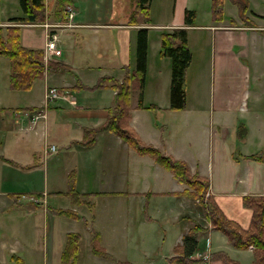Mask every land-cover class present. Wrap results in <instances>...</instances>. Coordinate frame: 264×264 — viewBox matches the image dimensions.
I'll return each instance as SVG.
<instances>
[{"label": "crops", "instance_id": "0c3cea01", "mask_svg": "<svg viewBox=\"0 0 264 264\" xmlns=\"http://www.w3.org/2000/svg\"><path fill=\"white\" fill-rule=\"evenodd\" d=\"M192 1L183 0L185 10L197 9ZM210 1L212 10L207 9V13L212 14V22L201 25L195 22L188 27V35L196 26L213 30L210 31L213 86L209 97H205L203 91H200L199 100L208 106L196 100L197 103L186 115L176 113V110L186 108L187 101L183 108L170 107V87L168 100H159L162 93L165 98L166 92L160 79L164 75H172V62L169 56L160 53L161 30L153 33L150 31L151 27H148L153 26L155 20L159 21V18L152 17L155 0L150 2L151 21H143L146 26L131 20L135 0H71L69 3L75 10L72 19L75 25L59 31L58 45L62 54L55 59L69 65L72 70H45L41 77L45 81V89L58 85L68 87L70 91H75V87L81 90L79 82L92 86L101 77V87L113 90V96L107 103L102 100L103 93L97 95L98 98L93 102H84L73 93L70 100L62 102L68 101L76 111L65 106H49L48 119L43 118L33 125L24 111L10 110L11 107L20 106V94L27 90L11 89V69L5 71L0 66V76L8 75L7 83L4 87L0 86L2 144L19 143L24 137H36L37 132L49 124V141L57 147L56 150H51L49 146H44L42 151V145H39L30 155L23 156L27 157L24 162L11 158L8 153L0 154V163L7 166L2 169L4 181L9 185L18 181L20 177L16 172H39L41 177L38 185H34L38 190L34 191H47L48 207L45 209L42 206L47 213L51 211L56 214L58 208H73L88 220L86 223L81 218L69 216L74 226L64 230L65 241L62 243L61 257L69 231L80 232L82 238L76 262L80 264L84 255V240L90 238L92 229H96L101 234V244L117 263L121 259L135 264H196L193 261L202 259L200 256L209 252V264H225L220 255H217L225 252L241 264H262L256 262L255 253H252L254 248L235 246L225 232L213 227L203 205L198 206V209L182 193L188 185L178 180L170 169L153 156L140 153L121 135L110 129L102 128L93 133L86 131L108 120L111 109L116 106L117 90L113 87L115 81H122L126 75L134 74L137 66V33L140 28L146 27V78L142 88L137 83L131 92L130 121L134 129L144 142L152 143L164 152L186 160L193 171L206 176L210 181L209 195L225 215L243 228L251 226L254 211L245 203L244 198L246 195L264 194V0H244V9L236 0H224L223 19L214 17L213 0ZM226 1L230 2L228 6ZM7 10L8 4L0 0V15ZM53 11L54 4L51 7L48 3L46 21L57 19ZM196 11L198 15V9ZM23 15L24 12H13L5 20L0 19V26L6 31L10 25L8 23L15 22L13 17ZM184 19L173 14L170 23H183L185 26ZM137 20L140 21V15ZM18 22H23L22 41L25 45L45 48L49 30L46 26L26 20ZM188 43L196 52L197 43L190 37ZM4 58L0 55V64L7 60L11 65L10 59ZM191 66L192 62L187 69V75H190ZM197 75L204 74L201 72ZM98 88L90 89L94 91ZM141 95L143 106H140ZM149 103L154 106L147 107ZM65 110H68V114ZM207 111L211 115L209 121H204L203 112ZM164 112L165 116L167 112H173L170 113L173 119L160 124L154 115L162 117ZM205 136H209L206 143ZM38 160L39 162H35ZM69 173L75 179L78 202L66 193L69 191ZM11 193L12 191L0 190V211L6 207L28 206V209L10 214L7 218L11 225L8 221L5 224L0 222V264H11L9 258L12 254L16 255L14 257L18 262L23 260L21 263L31 264L29 258L22 259L17 253L28 257L36 247L11 238L4 226L16 228L22 220L25 221L39 212L41 204L26 205L20 198H13ZM52 195L58 196L57 206L50 204ZM61 197L67 198L72 204H68L67 200L62 202ZM171 197L179 201L180 207L175 205V201L169 200L166 203L165 198ZM88 202L93 206L92 212L87 206ZM57 214L64 215L60 212ZM19 218L22 220L16 222ZM161 219L169 221L170 229L168 226L164 227L167 232L171 231V235L164 234L151 246L146 243L148 230L144 224H152L153 231V224ZM81 220L86 226L82 222V226L78 224ZM188 238L194 239L196 249L186 256L183 247L186 246L185 241ZM53 239L54 237L47 240V250H43L45 264L48 261L47 255L53 253ZM130 239L135 248L131 251L132 256H126L123 254L124 246L129 244ZM119 244L122 251L117 248ZM93 253L90 249L88 254ZM100 259L102 258L97 259V264H106L110 260L109 257ZM59 264H63L62 258Z\"/></svg>", "mask_w": 264, "mask_h": 264}, {"label": "trees", "instance_id": "16d2710c", "mask_svg": "<svg viewBox=\"0 0 264 264\" xmlns=\"http://www.w3.org/2000/svg\"><path fill=\"white\" fill-rule=\"evenodd\" d=\"M24 12L23 16L13 17L14 21L41 22L47 16V0H19ZM242 9L245 7L244 0H236ZM71 0H56L54 15L58 18H65L64 7ZM150 2L151 0H135L131 20L135 21L138 16H142L145 22H150ZM213 15L219 19L224 18V0H213ZM196 10L187 8L185 11V23L183 27L172 30H163L162 47L160 53L169 56L172 62V75L170 84V107L183 108L186 105V80L187 68L192 61V51L188 43V27L194 25ZM0 55H6L11 62L9 75V85L13 90H29L34 81L43 76L45 70L71 71L72 68L57 60L46 61L43 48L30 47L22 41V28L20 25H10L5 28L0 26ZM137 66L133 75H126L122 81L116 80L113 87L117 90L116 106L111 109L106 123L95 128L87 129V133L96 132L99 129H110L121 135L140 153L153 156L158 162L170 169L175 177L188 186L182 191L183 194L199 198L205 208L213 227L225 232L231 243L240 248H248L254 245L256 262L264 264V194L246 195L245 203L253 208V218L249 228H243L235 220L229 219L222 209L216 204L210 195L207 194L210 188L209 179L199 172L193 173L189 163L171 154L164 152L161 148L152 143L144 142L135 129L130 127L131 118V92L135 84L144 86L148 58V30L142 27L137 33ZM103 80L96 85H85L79 82L83 88H97L101 86ZM78 86V85H77ZM143 96L141 95L140 106H143ZM154 106L153 104L146 105ZM35 106L11 107L13 112L35 110ZM83 142V141H81ZM89 143V141L83 142ZM262 158V156L260 157ZM73 200L77 201L75 179L71 175L69 178V191ZM42 194V193H40ZM17 198H20L19 196ZM89 205H92L88 202ZM56 212L83 219L88 223L87 218L73 208H58ZM91 249L93 252L112 256L101 244V234L98 230L92 229ZM80 232L71 231L68 233L65 249L62 254L63 264H76L80 251ZM194 239L188 238L184 245V255H191L196 249ZM225 264H241L227 253H218ZM188 257H186L187 259ZM188 260V259H187ZM198 262V260L193 261ZM121 264H135L131 261L121 260Z\"/></svg>", "mask_w": 264, "mask_h": 264}, {"label": "rangeland", "instance_id": "374dc122", "mask_svg": "<svg viewBox=\"0 0 264 264\" xmlns=\"http://www.w3.org/2000/svg\"><path fill=\"white\" fill-rule=\"evenodd\" d=\"M192 2L195 5V7L198 9V15H196V18H195V22H196L195 24L201 25L204 23L212 22V20H211L212 14L207 13V9L212 10L211 9L212 8L211 1L210 0H193ZM2 3H4V4L7 3L9 10L1 13V15H0L1 20H5L9 16V14H12L13 12H16V14L23 12V10L20 6V1H19V4H17V0H2ZM48 3L50 4L51 7L53 6V4L55 6L56 0H47V6H48ZM229 3H230L229 1H226V6H228ZM262 6L264 8L263 4H262ZM197 9H195V10H197ZM256 10H258V9H256ZM185 11L186 10H185V5L183 4V0H155V2L152 5V17H153V19L159 18V21L155 20L154 21L155 23H152L153 26L149 25L148 27H151L150 31H152L153 33H156V31H158V30H161V32H162L165 29L172 30V29L177 28V27H183V23L177 25V24L170 23V22L172 20L173 14L177 15L178 17L185 18ZM150 16H151V13H150ZM227 18L229 19L230 17H227ZM143 21L144 20L142 19V16H140V21L135 20L134 22L140 23L138 25L146 26V23H144ZM257 21H259V20H257ZM44 22H45V20H44ZM157 22H160L161 24L157 23ZM37 24L45 26V23H42V22L37 23ZM185 24L186 23L184 21V25ZM174 25L176 27H172ZM210 31H213V30L203 29V28L196 26L195 28L192 29L191 33H189V35H188V37H190L191 40H193L194 42L197 43L195 45L197 47H196V52H195L194 48L191 49V51H192V61H191L192 66L189 69L190 75H187V80H186V95H187L188 105L186 108L176 110V111H178L176 113H180V114L182 113V114L186 115L188 112L191 111V107L197 103L196 100H198L204 106H208L207 104L201 102L199 100V97H200V91H203L202 94L205 95V97L207 95L209 97V91H210L211 87L213 86V76L214 75H212V65H211L212 52H211V48H210V42H212V34L210 33ZM161 32H160V35H161ZM206 40H209V41L206 44H204V42ZM1 56L5 57L4 59H9L8 56H4V55H1ZM0 66L4 67L5 71L11 69V65L8 63L7 60H6V62L0 64ZM189 66H188V68H189ZM201 72L204 75H197V74H200ZM41 77L37 78L34 81L31 89L21 92V94H20L21 100L19 101L20 107H24L26 105H33V104H36L38 106L48 104V103L46 104L47 90L45 89V81ZM75 78H77V75H75ZM100 78L101 77L96 79L94 81V83H99L101 81ZM7 80H8V75L0 76V86L4 87V85L7 83ZM170 80H171V75H164V77H162L160 79V83H161L162 88L164 86L166 87L165 98H164L163 93L160 96L159 100L161 102H165L166 99L168 100ZM76 82H78V79ZM94 83H91V84H94ZM57 87L59 89H63L64 86H58L57 85ZM79 89H81V90H78L77 87H75V91L67 90V94L71 95L74 93V95H77L84 102H93L94 100H96V98H98L97 95H99L100 93H103V99L102 100L106 103L113 96V90L108 88V87L99 86V88L95 89L94 91H92L90 88L88 89V88H83V87H81ZM45 90H46V93H45ZM95 91H97V92H95ZM4 95H6V94H4ZM2 100L3 101L5 100V96L2 97ZM62 101H65V100H61V99L51 100V101H49L48 105L51 107L55 106L56 108L59 106H65L67 109H70L72 111H76V108L74 106L68 104L69 103L68 101H66L65 103ZM67 111L68 110H65L66 114H68ZM170 113H173V112H167L166 116H165V112H164V116L162 114V117H156L154 115V118L157 121H159L160 124H162V122H164V121L173 119L172 115H170ZM203 113H204V121H206V120L209 121V117L211 115V112L207 111V112H203ZM48 117H49L48 114H46L44 116V119L47 120ZM66 121H68V120H66ZM129 125H130V127H132L134 129V125H133V123H131V121L129 122ZM49 130H50V127L48 124L46 128H43L39 132H37L38 134L36 137L35 136L24 137L22 140L19 141V143L14 142V144L3 145L2 144L3 141H0V154L8 153V154H10L11 158H16L20 162H24V160L27 159V157H23V156L30 155L31 152L33 151V149H35L39 145H42V151H43L44 146H47V144L52 143V141H49V140H51V138L49 136ZM0 139H1V137H0ZM206 141L207 142L209 141V136H205V143H206ZM35 162H39V160L35 161ZM4 167L6 168L7 166H4L2 163H0V190L4 189L7 191H12V193H11L12 197L14 198V197L19 196L20 199L23 201V203H26V205L32 204V205H38L39 206L40 205L39 203L42 199V195L40 194V192L34 191V189L35 190L37 189L36 186H34V185H38V181H39V178L41 177V173H39V172L27 173V171L16 172L19 174L20 179L18 181H13L12 184L9 185L8 182L4 181L5 175H4V173H2V169ZM191 171L193 173H196L192 169H191ZM68 176L70 177V173ZM2 184H4V185H2ZM42 191L47 192L46 190H42ZM14 192H16V193H14ZM8 196H10V195H7V197ZM187 197H189L191 199L190 203L193 205H196L198 209H199L198 206H202V204L198 198H196L194 196H189V195H187ZM57 200H58V196L54 197L52 195L50 204L57 206L56 205ZM61 200H63L62 202H64L67 200V198L61 197ZM69 200H71V202H72L71 198ZM165 200H166L167 204H168L169 200L175 201V205L177 207H180L179 201L174 200L172 197L171 198H165ZM66 202L68 204H72L68 200ZM42 206H43V203L39 206L40 207L39 209H41V210L39 212L31 215L29 217V219L24 221V220L19 218L18 221H16V222H19L21 220L22 221L20 222V224L16 228H12L11 226L10 227L4 226V228L6 229V231L8 232V235L11 238L19 239L20 242H22L23 244L28 243L30 247H32V246L36 247L37 251L34 250L32 253H29L28 257L23 253H20V252L17 253V255H20L22 259L29 258V260L31 261V264H45V261H44L45 257L43 255L44 254L43 250L44 251L47 250V240L54 237V239H53V247H54L53 253L47 255V260H48L47 264H51L53 259L54 260H53L52 264H59L61 262V258H62L61 257V253L63 250L62 243H64V241H65V235H64L65 231L64 230H65V228L73 227L74 223L72 222V219L69 216H67L65 214L58 216L57 213L55 214L51 211L49 213H47L45 211V209H43ZM87 206H89V208L92 212L93 206L92 205H87ZM27 209H28V206H24L21 208L6 207L0 211V222L5 224L8 221L11 225V221L7 217L10 214H14V213H17L19 211L25 212V211H27ZM81 222L84 224L83 220L79 221L78 224L82 226ZM168 223H169V221H167L165 219L159 220L157 224H153L154 225L153 231H152V229H153L152 224L145 223L144 224L145 229L148 230L147 231L148 240L146 241V243L151 245V246H154L155 242H158L157 239L160 240V238L162 236H164V234H167V236L169 234L171 235V231L167 232V229H165V227H164V226H168V228L170 229V225ZM1 236H2V234H1V230H0V237ZM91 240H92V233H90V238L88 237L84 240V244H85L84 255H83V260L81 261L80 264H87V262H88V264H97L98 263L97 259L102 258L100 260H104L106 258L105 255L98 254L95 252L93 254H88L90 252V249H91ZM131 242H132V239L129 240V244L127 243L124 246L125 249L123 251V254H125L126 256H132L133 255L131 253V251L134 250L135 245L131 244ZM17 243H18V241H17ZM117 248L119 249V251L123 250L120 244L117 246ZM207 253H209V252H207ZM252 253L254 254V252H252ZM14 256H16V255H14V254L10 255L9 260H10L11 264H16V263L23 264V263H21V262H24L23 260L18 262ZM108 257L110 260L116 261V259L114 257H111V256H108ZM243 258H246V257L243 256ZM84 260L87 262H84ZM110 260L107 261L106 264H121L120 263L121 259H118V263H117V261L113 262ZM77 264H79V262Z\"/></svg>", "mask_w": 264, "mask_h": 264}, {"label": "built area", "instance_id": "2783aa9c", "mask_svg": "<svg viewBox=\"0 0 264 264\" xmlns=\"http://www.w3.org/2000/svg\"><path fill=\"white\" fill-rule=\"evenodd\" d=\"M66 14L68 17L72 18L74 16V11L72 9L71 6H67L65 8ZM68 25H73V23L71 22H60V21H56V22H46L45 26L47 27H51L53 29H58L64 26H68ZM59 38V35L57 33L56 30H51L49 32V40L47 42L46 45V50H47V55H54V54H60L61 53V49L58 47L57 44V39ZM47 97L49 99H54V98H64V99H68L69 95L67 94V89H59L58 87H51L50 90L47 93ZM46 113L43 110L38 111L35 115V121L37 118L41 117V116H45ZM253 247V245H252ZM202 259L201 262L199 264H209V259H210V253H205L202 256H200Z\"/></svg>", "mask_w": 264, "mask_h": 264}]
</instances>
